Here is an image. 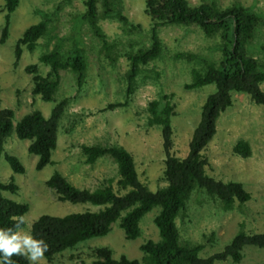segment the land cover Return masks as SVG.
<instances>
[{
	"label": "rangeland",
	"instance_id": "374dc122",
	"mask_svg": "<svg viewBox=\"0 0 264 264\" xmlns=\"http://www.w3.org/2000/svg\"><path fill=\"white\" fill-rule=\"evenodd\" d=\"M191 6L213 1L220 8L234 3L249 7L261 17L252 38L247 42V52L264 64V0H187ZM122 13L128 23L138 26L128 31L117 19L99 17L98 23L106 36V43L94 36L82 18L84 0H19L11 13L8 35L0 43V107L13 112L12 129L5 138L0 154V182L13 179L17 190L2 191L5 198L26 203V223L23 230L40 215L63 216L86 210L94 211L102 206L89 203L58 201L54 191L45 181L59 172L77 188L94 189L107 180L116 190V165L108 156L86 164L81 153L82 145H119L133 158L140 182L155 191L165 184L162 175L164 153L160 129L150 126L148 102L170 96L174 105L171 116L173 152L183 157L206 96L215 91L213 84L186 89L191 70L200 69L204 62H217L219 35L206 37L195 25H169L158 29L162 51L156 59L140 66L135 77V88L128 97L127 105L106 108L110 103L125 100L128 61L124 53L149 44L151 22L144 11L143 0H121ZM101 6L98 4V11ZM3 0H0V30L3 26ZM46 21V31L32 51L23 48L15 64L14 44L23 30L38 21ZM62 54H70L80 48L85 59V79L76 87L74 75L59 70V85L50 101H43L31 92V75L25 72L29 64H37V73L45 75L48 66L39 62L40 54L53 48ZM179 54L187 55L178 57ZM264 91V81L259 84ZM67 98L68 103L58 121L56 144L51 150V162L36 170L37 156L27 151L30 142L16 136L14 126L26 113L37 110L43 117L49 116L56 102ZM163 102V100H162ZM161 102V103H162ZM163 104V103H162ZM249 143L251 153L246 158L235 156L232 148L237 140ZM208 159L205 172L223 182L235 181L249 193V200L242 205L234 204L230 210L210 199L205 192L193 190L185 210L174 219L181 242L201 243L200 257L221 251L235 233L264 232V105L255 104L246 92L232 91L231 105L219 113L215 120V133L201 151ZM17 158L23 172H13L5 155ZM198 189V188H196ZM158 207L151 208L139 220L140 234L126 239L118 225L111 223L107 234L91 237L57 253L43 264H90V252L97 247L110 249L112 257L124 255L128 259L141 260L139 246L144 241L158 240L153 218ZM238 262L230 259L214 264H264V250L246 245Z\"/></svg>",
	"mask_w": 264,
	"mask_h": 264
},
{
	"label": "trees",
	"instance_id": "16d2710c",
	"mask_svg": "<svg viewBox=\"0 0 264 264\" xmlns=\"http://www.w3.org/2000/svg\"><path fill=\"white\" fill-rule=\"evenodd\" d=\"M18 2L19 0H3L0 43H4L7 38L10 15ZM98 4L101 6L100 12ZM143 4L151 22L149 44L124 53L128 61L125 73V100L110 103L106 108L127 105L128 97L134 91L135 77L140 66L159 57L162 51L158 36L160 27L195 25L206 37L218 34V61H206L200 69H192L190 82L184 84L186 89L207 84H213L215 87V91L209 93L201 105L199 119L188 142V151L183 157H177L173 152L170 118L174 114V105L170 102V96L164 95L161 99L149 101L147 123L160 129L164 153L162 175L165 184L155 191L149 190L138 179L132 155L122 146L82 145L81 153L86 164H93L102 156L112 159L116 165L117 189L112 187L110 180L94 189L77 188L59 172L54 171L45 184L54 191L58 201L89 203L102 207L94 211L86 210L63 216L40 215L32 222L30 231L48 243L45 258L51 260L55 254L73 247L78 242L107 234L111 223L117 219L125 238L135 239L140 234L139 220L151 208L157 206L159 209L153 223L159 239H148L140 244L141 260L128 259L124 255L114 258L109 248L97 247L90 252V264H214L215 261L226 259L238 262L242 257V248L246 245L264 250V232H246L239 229L221 251L200 257L199 252L203 245L181 242L174 219L184 212L193 190L202 189L225 211L232 209L235 203L240 206L249 200V193L241 183L223 182L205 172L208 159L201 151L215 133L217 116L231 105L232 91L246 92L253 103L264 105V91L259 89V84L264 81V64L251 56L246 49V44L252 38L261 17L239 3L225 8H220L213 1L201 2L194 6L189 5L187 0H143ZM84 5L83 20L94 36L105 44L106 36L99 26V17L117 19L128 26V31L138 27L128 23L127 17L122 13L121 0H84ZM45 31V20L31 24L23 30L14 44L15 64L22 49L32 51ZM178 57L189 59L183 54ZM38 60L49 68L45 75L37 73V64L34 63L27 65L24 70L31 75L32 94L39 95L41 100L52 99L59 85V70L70 71L74 75L77 88L83 85L86 63L80 48L65 55L56 47L40 54ZM67 103V98L60 99L54 104L47 118L39 111L32 110L23 115L14 126L18 138L30 140L27 151L37 156L36 170L51 162L50 154L56 144L58 121ZM12 117L11 109L0 107V154L5 138L12 129ZM232 152L235 156L246 158L251 153L250 145L245 140H237ZM5 160L13 172H23L24 169L17 158L6 154ZM16 190L17 186L12 178L6 183L0 182V227H10L13 224V216H23L28 210L26 203L16 202L2 195V191L14 193ZM12 259L14 264H28L23 257L13 256Z\"/></svg>",
	"mask_w": 264,
	"mask_h": 264
},
{
	"label": "clouds",
	"instance_id": "9594fccd",
	"mask_svg": "<svg viewBox=\"0 0 264 264\" xmlns=\"http://www.w3.org/2000/svg\"><path fill=\"white\" fill-rule=\"evenodd\" d=\"M12 219L10 227H0V264H14L13 256L23 257L28 264H43L48 243L21 228L26 223L24 216Z\"/></svg>",
	"mask_w": 264,
	"mask_h": 264
}]
</instances>
